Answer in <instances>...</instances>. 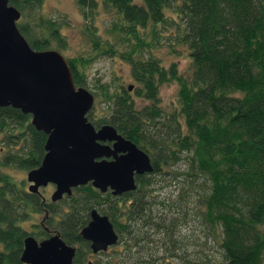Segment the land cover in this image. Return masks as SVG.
<instances>
[{"label":"trees","instance_id":"1","mask_svg":"<svg viewBox=\"0 0 264 264\" xmlns=\"http://www.w3.org/2000/svg\"><path fill=\"white\" fill-rule=\"evenodd\" d=\"M43 1L10 3L21 10L18 26L32 47L62 52L68 46L61 31L66 21L46 16ZM75 2L89 47L67 57L76 84L88 86L87 68L100 56L128 62L133 79L112 90L96 78V98L107 108L88 116L97 127L113 124L146 150L154 169L136 175L137 188L119 196L89 182L42 205L40 195L2 167L40 165L47 134L33 125L31 114L0 106V144L6 147L0 163V264H26L20 259L25 237L49 235L22 223L35 213L45 216L43 206L63 239L80 245L75 263L87 261L81 229L99 208L120 234L117 264H162L165 255L167 264L178 255L180 264H264V0ZM101 10L109 15L106 33L95 23ZM166 40L169 51L188 53L187 69L176 61L166 64L157 53ZM170 81L178 83L176 99L164 107L160 87ZM165 173L180 184L177 205L154 194L155 176ZM156 204L163 210L177 206L184 219L193 212L198 234H178V210L155 211ZM150 244L164 246L163 255L149 253ZM111 259L105 263L115 264Z\"/></svg>","mask_w":264,"mask_h":264},{"label":"water","instance_id":"2","mask_svg":"<svg viewBox=\"0 0 264 264\" xmlns=\"http://www.w3.org/2000/svg\"><path fill=\"white\" fill-rule=\"evenodd\" d=\"M21 14L10 0H0V106L31 114L33 125L47 134L40 165L27 172L30 191L53 182L52 199L58 200L89 182L114 194L136 189V175L154 169L150 154L113 124L97 127L90 120L95 93L76 84L60 50L32 47L18 26ZM81 234L92 241L94 251L119 240L109 215L96 208ZM24 241L20 259L26 264H72L76 254L77 247L59 231L42 239L28 235Z\"/></svg>","mask_w":264,"mask_h":264},{"label":"rangeland","instance_id":"3","mask_svg":"<svg viewBox=\"0 0 264 264\" xmlns=\"http://www.w3.org/2000/svg\"><path fill=\"white\" fill-rule=\"evenodd\" d=\"M42 12L46 16H53L55 18H64V20L60 21H66L62 22L61 31L62 33L67 37L68 46L63 49V54L66 57L78 54L83 51H87L89 49L87 44V38L85 37L84 27H85V19L83 18V14L81 10L78 8L75 0H44L43 5L41 7ZM95 23L99 26V31L102 33H106V29L109 25V15L104 12L103 10L99 11L97 15L95 16ZM167 43H169L167 40L165 41V45H162L161 48L157 49V53L161 56L163 61L166 64L171 63L172 61L178 62L179 68L181 70L187 69L189 65V57L188 53L185 50L180 51V53L171 52L169 51L167 47ZM183 47V46H182ZM181 48V46H179ZM130 65L128 62L123 61L119 57H112V56H100L98 57L92 65H90L87 68V71L89 73V84L88 88H90L95 94L98 89L94 87V84H96V78L101 77L102 82H108L112 90L117 89L121 84H128L129 82H133L131 74H130ZM178 83L176 81H170L166 82L160 87V104L164 107H171L172 103L176 99V93H177ZM99 99V98H98ZM138 99V98H137ZM96 105L93 108V111L100 115L104 113L107 108L106 103L104 101L98 102L96 98ZM2 145V144H0ZM4 146V145H3ZM3 169L6 171H9L11 175L14 176V179L18 182H24L26 188L28 187L27 182V172L28 170L24 168H17L14 166H3ZM173 175V174H172ZM170 173L165 174H157L154 178V185L156 188V191H154V194L158 196V198L167 200L170 199V202L175 203L174 205H177V198L178 193L177 189L179 188L180 184H178V181H176ZM182 181V180H181ZM55 186L48 185L43 188H41L42 193H44L48 197V201H51V195L53 191L55 190ZM188 201L189 203L193 204L192 200H195L192 193H189ZM168 203V202H167ZM164 209V205H154V210H161L165 212H173V210H178L179 214L181 215L179 218V223L177 226V233L184 235V234H190L193 232V230H197V234L199 231V221L195 214L190 213L189 216L184 219L181 214V209L176 207H169L166 210ZM178 214V215H179ZM43 213H35L32 215L30 219H28L26 222H24V226L30 231V232H37L41 231L40 226H36L35 223H39L41 219L43 218ZM160 237L162 235H159ZM159 237V238H160ZM181 239V238H180ZM162 243V242H161ZM181 244V242L179 243ZM118 249H122V246L118 245ZM192 246V245H189ZM1 247V245H0ZM149 251H158L159 255H163V252L165 250V247H158L157 245L150 244L148 247ZM181 250V249H180ZM179 253H181L179 251ZM116 254V252H114ZM121 252L118 251L117 256H120ZM163 257H166L163 256ZM162 257V264L165 263L166 259ZM174 262L170 264H180L181 257L178 255L174 257Z\"/></svg>","mask_w":264,"mask_h":264},{"label":"flooded vegetation","instance_id":"4","mask_svg":"<svg viewBox=\"0 0 264 264\" xmlns=\"http://www.w3.org/2000/svg\"><path fill=\"white\" fill-rule=\"evenodd\" d=\"M32 117V116H31ZM99 127V126H98ZM110 144H112L113 143V141H108ZM6 149V147L5 146H3V145H0V163H1V160H2V158H3V153H4V150ZM27 182H28V187H27V189H28V191H30V189H29V186H30V184L32 183L31 181H29L28 180V178H27ZM48 185H53V186H55L56 187V184L55 183H53V182H49L47 185H42V186H40L39 187V190L37 191V192H34V191H30V192H34V193H36V194H38V195H40V203L42 204V205H44V204H49V203H52V202H56L57 200H53L52 199V195H51V201H48V197L44 194V193H42V190H41V188H43V187H45V186H48ZM97 188V187H96ZM56 189V188H55ZM102 192V191H101ZM108 192H111L112 193V195L113 196H119L120 194H114L113 192H112V189L111 188H109L106 192H102V193H104V194H106V193H108ZM72 193H73V191H72ZM71 193V194H72ZM71 194H68V193H65L64 194V196L62 197V198H64V197H66L67 195H71ZM61 198V199H62ZM59 200V199H58ZM43 208H44V211L46 212V217L44 216L42 219H41V221L39 222V223H37L39 226H40V229H42V230H45L46 231V233L47 234H49L48 236H50L51 234H53V233H55V232H57L58 231V229L55 227V225L53 224V218H52V215H51V213L49 212V210L48 209H46L44 206H43ZM94 209V208H93ZM101 214H107V215H109L108 213H105V212H103L102 210H100L99 208H96ZM92 211V210H91ZM49 217H51L52 218V220H49ZM110 217V216H109ZM46 218H47V220H48V222H46ZM91 219V212H90V217H89V220ZM111 219V218H110ZM89 220H88V222H89ZM112 220V219H111ZM24 222H26V221H24ZM24 222H22L23 223V225H24ZM87 222V223H88ZM113 222V221H112ZM49 223V224H48ZM87 223L85 224V225H87ZM114 223V222H113ZM35 225H36V223H35ZM84 225V226H85ZM83 226V227H84ZM114 227H115V225H114ZM82 230V229H81ZM115 230L118 232V230L116 229V227H115ZM35 233H37V232H35ZM118 234H119V232H118ZM28 235H33V234H28ZM27 235V236H28ZM48 236H46V237H48ZM81 236H82V234H81ZM36 237V236H35ZM44 238H45V236H44ZM82 238H83V240L85 241V242H87V245H88V247H85L84 249H82L83 251H84V253L86 254V259H87V261H85V259H83V260H80V261H77V263H75V258L77 257V254H78V252L80 251V245L79 244H76V243H69V244H71V245H74V246H76L77 247V249H76V254H75V256H74V258H73V262H72V264H93V263H98V264H107V263H105L106 262V260L107 259H111L110 261H115L116 263L115 264H117V262H119V260H118V258H117V253H118V251H119V249H118V245L120 244L119 243V240H118V242L117 243H114V244H110L108 247H107V249H101V250H98V251H94V249H93V247H92V241L91 240H89V239H86V238H84L83 236H82ZM38 239H42V238H38ZM119 239H120V234H119ZM68 243V242H67ZM114 252H116V254H114ZM150 252H153V251H149V253ZM114 258V259H113Z\"/></svg>","mask_w":264,"mask_h":264}]
</instances>
